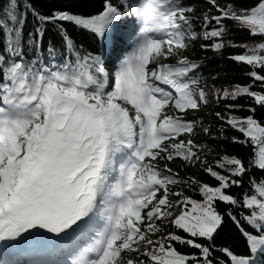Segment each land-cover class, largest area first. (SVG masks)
<instances>
[{
    "label": "snow or ice",
    "instance_id": "snow-or-ice-1",
    "mask_svg": "<svg viewBox=\"0 0 264 264\" xmlns=\"http://www.w3.org/2000/svg\"><path fill=\"white\" fill-rule=\"evenodd\" d=\"M55 2L47 14L33 0L0 8V264H264V0H206L202 20L197 0H96L89 12L73 10L89 0ZM228 21L256 42L225 41ZM200 40L216 54L245 49L229 59L251 83L212 95L252 99L216 113L221 138L243 135L232 142L250 148L247 162L225 154L207 165L192 138L212 135L186 115L209 103L202 63L183 56ZM176 159L216 185L181 177ZM227 221L246 251L216 245ZM19 249L34 256L7 259Z\"/></svg>",
    "mask_w": 264,
    "mask_h": 264
},
{
    "label": "trees",
    "instance_id": "trees-1",
    "mask_svg": "<svg viewBox=\"0 0 264 264\" xmlns=\"http://www.w3.org/2000/svg\"><path fill=\"white\" fill-rule=\"evenodd\" d=\"M6 0H0V8H2L5 4ZM34 6L38 8L43 13H49L53 8L59 7L60 5L55 2V0H33ZM217 2L224 6L226 0H217ZM249 5L246 3H241L238 7H248ZM100 7V5L96 2V0H89L88 3L81 4L75 6L73 8L74 11H93ZM211 8V5L206 2V0H197L196 3V11L195 16L199 17L201 20L203 19V13ZM209 16L219 15V13L212 8L210 12H208ZM230 29L228 35L224 38L225 41H233L236 44H252L255 43L258 38L251 37L247 31H239L235 26L232 25L230 21L226 22ZM31 28V16H29V24L25 29V35H27L28 30ZM69 32L72 35L73 39L78 44H83L84 47L88 48L92 46L93 42L91 37L83 35L77 32L74 28L69 27ZM49 35H53L49 33ZM59 42L58 37H53ZM202 43H209L208 41H197L192 47L183 51V56L187 57L191 61H196L198 63H202V67L199 71V75L203 77L204 81H206L207 88H225L230 87L234 84L239 85H247L251 83V78L246 76L245 73L250 71L248 66L238 64L235 61L229 59L230 56L241 54L245 51L244 48H230L226 47L223 50L222 54H216L213 51H206L201 48ZM127 49L124 48V51ZM123 52L121 50H117L111 57V61L109 63V70L111 71L112 67L117 62V57L121 56ZM237 104L244 106L246 109L249 106H255L251 98H239L235 101L232 100H221L217 103L215 101L212 106H203L199 111H189L186 115L189 118H200L202 122L208 125L211 128L212 135H204L202 131L199 132L198 135L192 137L195 142L203 147L200 149L202 153V158L207 161V165L215 167L216 161L223 157L225 154L229 156H238L244 158L245 162H247V158L251 155V150L248 147H245L241 144H235L232 142V137H236L240 140H243L244 137L241 133L228 128L224 136L227 137L221 138L217 129L220 127L222 121L219 120L216 116V113H221L223 115L227 109L225 107L226 104ZM239 117H246L250 113L246 110H239L233 113ZM256 116L259 118L264 116V108L257 107ZM227 128V126H225ZM180 139H186V137L182 136ZM174 171L178 172L181 177L189 178L195 177L196 179L206 182L210 185L215 186L216 181L210 178L203 169L199 168V166L185 165V162L180 159H176L169 164ZM259 173L257 172V176ZM247 187V184L244 185ZM241 189H232L233 194L241 193ZM188 195H192L193 198L199 200L201 197L199 195H195L190 190L187 191ZM218 210L220 212H224L225 206L223 204L219 205ZM215 243L217 246H226L231 245L233 250L236 252L246 251L243 247V239L240 237L236 227L231 223V221H227L225 226L223 227L220 234L216 237ZM179 247V246H178ZM179 251L181 252H190L193 251L187 247H179ZM219 255V253H217ZM264 259V257H262Z\"/></svg>",
    "mask_w": 264,
    "mask_h": 264
},
{
    "label": "rangeland",
    "instance_id": "rangeland-1",
    "mask_svg": "<svg viewBox=\"0 0 264 264\" xmlns=\"http://www.w3.org/2000/svg\"><path fill=\"white\" fill-rule=\"evenodd\" d=\"M168 62H172L174 63L175 61L174 60H170ZM208 89V93H209V96H208V99H209V103L207 104L208 106H212L214 105L215 101H216V98L213 97L212 95V92L215 90V89H222V88H207Z\"/></svg>",
    "mask_w": 264,
    "mask_h": 264
}]
</instances>
